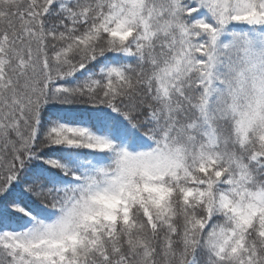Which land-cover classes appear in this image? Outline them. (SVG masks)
Wrapping results in <instances>:
<instances>
[{
  "label": "snow or ice",
  "instance_id": "6c2138e0",
  "mask_svg": "<svg viewBox=\"0 0 264 264\" xmlns=\"http://www.w3.org/2000/svg\"><path fill=\"white\" fill-rule=\"evenodd\" d=\"M0 264H264V0H0Z\"/></svg>",
  "mask_w": 264,
  "mask_h": 264
}]
</instances>
